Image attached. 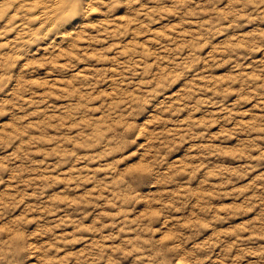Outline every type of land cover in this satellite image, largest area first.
Masks as SVG:
<instances>
[{
    "label": "clouds",
    "instance_id": "1",
    "mask_svg": "<svg viewBox=\"0 0 264 264\" xmlns=\"http://www.w3.org/2000/svg\"><path fill=\"white\" fill-rule=\"evenodd\" d=\"M0 264H264V0H0Z\"/></svg>",
    "mask_w": 264,
    "mask_h": 264
}]
</instances>
